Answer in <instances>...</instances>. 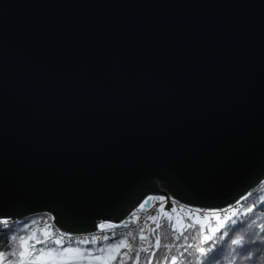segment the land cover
Wrapping results in <instances>:
<instances>
[{"label":"water","instance_id":"95a60500","mask_svg":"<svg viewBox=\"0 0 264 264\" xmlns=\"http://www.w3.org/2000/svg\"><path fill=\"white\" fill-rule=\"evenodd\" d=\"M263 178L264 0H0V219L90 232Z\"/></svg>","mask_w":264,"mask_h":264},{"label":"snow or ice","instance_id":"6c2138e0","mask_svg":"<svg viewBox=\"0 0 264 264\" xmlns=\"http://www.w3.org/2000/svg\"><path fill=\"white\" fill-rule=\"evenodd\" d=\"M160 201H163L164 198L160 197ZM151 202V198L145 200L143 204L140 205V208L143 209L146 204ZM160 211L163 212V204L160 205ZM172 212L176 211V208L171 209ZM251 211V209H248ZM165 216L171 217L169 213L164 212ZM216 216L218 221L215 227L210 229L211 234L202 235V242L207 244L209 241H214L216 233L220 229L225 227L226 221L230 220V216H225L223 220L220 219L219 213H212ZM236 215V210H233L232 216ZM149 219L155 221L157 217L155 215L150 216ZM199 223V220L196 221ZM235 220H232V223H235ZM36 222H34L35 224ZM0 224H3L5 227L9 228L12 231V226L8 223L7 219H0ZM101 229L104 228H114L115 225H100ZM173 232V244L164 245V247L171 253L173 246L177 248V252L180 257H184L190 249L195 248V251L199 253L200 256H206L209 252L216 247V244L213 243L211 247L205 248L203 246L196 245L194 242L198 236L203 233V225L200 229H196L195 223H189L182 225L177 228V225H170ZM161 228L160 224H156V229ZM143 232V230H141ZM155 231V229H153ZM179 231V234H176ZM25 234L17 232L11 235L10 239L12 242V247L10 251L0 250V264H112L113 261L117 260V256L128 257L129 252L125 251L121 253L122 248H127L129 251L135 250V259L133 264H139L141 251L145 253H150L148 260L145 264H152V258L155 256V250H158L161 247V237L160 235L155 236V245L154 248L144 247L141 244L138 248L133 249V244L129 243L128 237H132V233L129 232L126 237L119 239L113 243H107L99 248H85L82 245H86L89 241H78L73 242L72 238L67 235L54 234L52 231L41 229L39 231H31L29 233V226H25L21 230ZM187 233V234H186ZM115 231L112 232V236H116ZM224 235H227L225 232ZM105 241L109 240L108 236H104ZM135 239V238H133ZM140 241L148 239L143 234L139 237ZM183 240V243L176 244L175 242ZM192 240L193 243H189V240ZM91 243L96 244L97 240L93 239ZM234 245H242L244 243V237L240 236L232 240ZM151 246V241H149ZM170 259L171 264H178V256L170 255L165 257V264ZM119 264H124V261L121 259Z\"/></svg>","mask_w":264,"mask_h":264},{"label":"trees","instance_id":"16d2710c","mask_svg":"<svg viewBox=\"0 0 264 264\" xmlns=\"http://www.w3.org/2000/svg\"><path fill=\"white\" fill-rule=\"evenodd\" d=\"M258 187L255 193L250 195L249 198H246L245 203L236 209V215L226 221L225 227L216 233L214 241H209L207 244L202 242V235L208 232V229H203V233L197 237L194 243L205 248L211 247L213 243L216 244L212 252H209L206 256H200L199 253L195 251V248H193L190 249L184 257H180L175 246L172 247L171 253H169L164 245H172L174 243L172 239L173 232L170 225H175V222L172 218L171 220H169V217L165 218L158 232L161 237V247L155 250L152 264H165V257H170V255L178 256V264H264V184ZM248 209H251V211H248ZM201 217L203 218L204 216ZM25 219L27 218L10 224L12 226V231L3 224L0 225V250H11V235L17 232H20L22 235L25 234L21 232L27 225L28 220ZM185 220V225L195 223L196 229H200L201 224L197 223L195 219L193 220L191 217L185 216ZM232 220L236 222L232 223ZM141 230H143L142 227L134 226L131 232L132 237H128L129 243L133 244V249L138 248L141 244H143L144 247L154 248L155 244L153 242H151L150 246L148 240L140 241L139 235L142 232ZM31 231L35 230L29 228V233ZM225 232L227 235H224ZM176 234H179V231H177ZM240 236L244 237V243L242 245H234L232 240ZM123 237L126 236H113L110 237L108 241L101 238L96 244L90 242L86 245H82V247L89 249L99 248L107 243L116 242ZM175 243H183V240L181 239V241ZM189 243H193V241L190 239ZM125 251L129 252V256L132 257V259L117 256V260L112 262V264H119L121 259L124 261V264H133L135 250L129 251L127 248L121 249V253ZM149 254L150 253L141 251L139 264H145ZM166 264H171L170 259Z\"/></svg>","mask_w":264,"mask_h":264},{"label":"rangeland","instance_id":"374dc122","mask_svg":"<svg viewBox=\"0 0 264 264\" xmlns=\"http://www.w3.org/2000/svg\"><path fill=\"white\" fill-rule=\"evenodd\" d=\"M263 184H264V178L259 183L258 186H261ZM258 186L253 188L251 191H249L244 196H242L237 202H235V203H233V204H231V205H229L227 207L218 208V209H207V210L206 209L202 210V208H198L195 211H191V210H188L186 208H183L182 210L181 209L177 210V212L174 213V217H171V218L174 220L175 225H177V228H179L182 225H185V222H186L185 216L191 217L193 220L195 219L196 221L198 219L199 223L201 225H203V229L204 230L208 229V232L205 233V234H211L210 229L212 227H215L217 225V223H218V221L216 219V216L212 215V213H219L221 220H223L225 216L232 217L233 210H236L240 205L245 203L246 198H249L250 195L254 194L255 191L259 188ZM169 195H171V194H169ZM149 198H151V201H152V197H149ZM149 198H147L146 200H148ZM149 204L150 203L146 204L145 206L147 207V206H149ZM203 214H204V217L202 218L201 216H203ZM51 217H50V215H47V214H38V215L31 214V215L26 216L27 219H25V220H28L27 221V226H29V228H31V230H35V231L38 230L39 231L41 229L47 228V230L52 231L54 234H61V232H63L61 235H67L66 232L60 231L58 228H56L54 226V224L52 223L53 221L51 220ZM167 217H169V216L160 217L159 221H157V223L159 222L160 225L162 226L163 221ZM22 218H25V217H22ZM34 222H36V223L34 224ZM157 223H155L154 225L151 224L149 227H147L148 229H146L145 234H144V236H146L148 238L146 240L151 241L154 244H155V236L159 235L158 232L160 230V228L156 229V224ZM153 229H155V231H153ZM119 230H120V233L121 234H125V236H127V234L129 233V232L125 233V231L122 230V229H119ZM105 231H110V230H108L106 228H104V229L100 228L97 234H99V233L106 234ZM101 236L103 237V235H101ZM95 237H97V236H95ZM89 238H91V236H89ZM72 240H73V242H78V240H76V239H72ZM92 240L93 239L91 238L89 240V243ZM80 241H83V240H80ZM97 241H98V239H97ZM128 241H129V239H128Z\"/></svg>","mask_w":264,"mask_h":264},{"label":"built area","instance_id":"2783aa9c","mask_svg":"<svg viewBox=\"0 0 264 264\" xmlns=\"http://www.w3.org/2000/svg\"><path fill=\"white\" fill-rule=\"evenodd\" d=\"M150 197H152V201L150 202L149 206H145L143 209L140 208V205L143 204L145 202V200L126 218V220L122 221L121 224L125 225L128 221H132L134 224L133 225H141V226H146L145 229H148L147 227H149L151 224L154 225L155 223H157V221H159V218L162 217L164 214L160 211V205L161 203L163 204V209L165 210V205L168 201V197L165 195H151ZM160 197H163L164 200L160 201ZM169 202L172 203V208L175 207L176 210L179 209H183L186 208L188 210L191 211H195L198 208L193 207L191 205H187L183 202H181L180 200H178L177 198L169 195ZM135 213V214H134ZM44 214L50 215L51 220L53 221L52 223L54 224V226L56 228L59 229V227L56 225L55 221L53 220L55 217L52 213L50 212H45ZM155 215L157 217V219L155 221H152L151 219H149L150 216ZM8 223L14 221L13 219H7ZM157 224H160L159 222ZM101 223L98 224V228L94 231H90V232H83V233H66L68 236L70 235L72 239H76L78 241L80 240H90L91 238H94L95 236L100 237L101 235L105 236V235H111L113 231H115V229L113 231H105L106 234H97L100 227ZM133 225H128L125 226L124 231L125 233L130 232L131 227ZM145 234V233H144ZM143 234V235H144ZM89 236H91V238H89Z\"/></svg>","mask_w":264,"mask_h":264}]
</instances>
